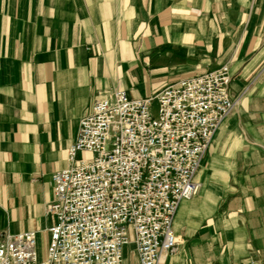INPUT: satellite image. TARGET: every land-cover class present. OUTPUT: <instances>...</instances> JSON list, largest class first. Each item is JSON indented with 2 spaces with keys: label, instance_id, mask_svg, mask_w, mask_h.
<instances>
[{
  "label": "crops",
  "instance_id": "obj_1",
  "mask_svg": "<svg viewBox=\"0 0 264 264\" xmlns=\"http://www.w3.org/2000/svg\"><path fill=\"white\" fill-rule=\"evenodd\" d=\"M225 64L239 101L164 264H264V0H0V231H36L45 256L52 175L100 93L150 96Z\"/></svg>",
  "mask_w": 264,
  "mask_h": 264
},
{
  "label": "built area",
  "instance_id": "obj_2",
  "mask_svg": "<svg viewBox=\"0 0 264 264\" xmlns=\"http://www.w3.org/2000/svg\"><path fill=\"white\" fill-rule=\"evenodd\" d=\"M231 80L225 64L150 96L100 93L67 167L52 175L56 222L45 256L36 231H0V264H125L130 244L135 264H164L178 247V208L198 194L196 175L239 101Z\"/></svg>",
  "mask_w": 264,
  "mask_h": 264
},
{
  "label": "rangeland",
  "instance_id": "obj_3",
  "mask_svg": "<svg viewBox=\"0 0 264 264\" xmlns=\"http://www.w3.org/2000/svg\"><path fill=\"white\" fill-rule=\"evenodd\" d=\"M81 156H87L86 155V153H82L81 154ZM200 189H201V187H200ZM199 192H200V190H199ZM199 192H198V194H199ZM197 194V195H198ZM197 195H195L194 197H196ZM47 241H45V244H44V253L43 254H45V252H46V249H47ZM125 258L127 259V261L128 262H132V261H134V254H133V251H132V249H131V247H130V245H128L126 248H125ZM126 261V260H125ZM129 264H134V263H129Z\"/></svg>",
  "mask_w": 264,
  "mask_h": 264
}]
</instances>
